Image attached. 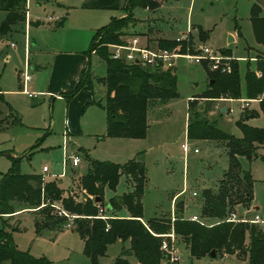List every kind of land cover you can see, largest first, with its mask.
Wrapping results in <instances>:
<instances>
[{
    "label": "rangeland",
    "instance_id": "rangeland-1",
    "mask_svg": "<svg viewBox=\"0 0 264 264\" xmlns=\"http://www.w3.org/2000/svg\"><path fill=\"white\" fill-rule=\"evenodd\" d=\"M156 1L159 5L155 8L137 7L133 10L135 20L128 24L127 31L141 33L150 28L151 33L157 29L165 33L167 25H170L173 32H177L184 29L188 21H192L201 24L207 31V38L204 34L198 35L196 31L193 41L208 43L214 50L223 52L230 58V62L238 60L242 95L229 103L234 112L228 109L227 114L221 117L217 104L196 98V104L190 112L191 118L213 123L226 133L240 136L236 121L245 112H253L254 116L244 122L264 127V116L259 111L260 98L250 99L244 108L240 102V99H249L245 96L244 82L248 63L249 68L253 69L257 53L264 56V46L256 42L249 20L253 6L264 17V0ZM96 2L97 0H41L37 3L36 0H27V10L21 17L23 19L12 24L6 34L0 35V90L14 114L20 118L19 123L0 130V180L12 162L17 160L22 173L42 174L45 181L57 176L64 189L71 188L78 193L79 176L88 169L87 158L125 161L130 150L142 151L136 158L145 165L143 218L169 216L172 192L183 187L185 194L176 200L174 212L182 215L186 209L187 213L198 210L199 214L202 190H216L228 163L227 149L223 142L191 140L185 133L188 119L187 97L201 94L206 89L209 81L205 69L209 70L208 64L179 61L175 71L178 95L170 100V111L162 113L163 117H159L150 126L147 139H100L105 134V112L101 106L88 101L92 98L95 102L104 100L95 78L105 74V61L94 54L90 57L93 97L86 86L80 88L70 99L60 95L72 91L79 83V80L73 82L72 78L79 69L80 60L82 68L88 62L87 51L93 31L109 21L110 11L96 6ZM5 16L6 12L0 10V24ZM47 16H58L61 19L66 17V20L61 27H56V23L29 26V19L45 20ZM229 33L235 34L234 41H228ZM28 59L32 63L30 67ZM36 64H42V67L33 69ZM53 72L57 75L51 80ZM24 73L30 76L25 88L20 79ZM23 90L33 94L34 98H29ZM156 106L152 104L150 111ZM184 142L189 145L187 152L181 147ZM195 148L197 151H194ZM74 153L82 156L80 165L73 167L70 159H66L68 163L64 165V154L69 156ZM258 153L264 155L263 149H259ZM241 163L250 171L254 180V202L260 207L255 212L264 218V158L259 156L250 161L241 158ZM43 166H47V172L42 171ZM61 173L64 175L61 176ZM130 190L132 184L122 174L114 191L105 189V201ZM192 191L197 195L192 196ZM182 198L185 202L183 200L180 203L179 199ZM178 203L182 205L181 209H178ZM15 206L19 204L15 203ZM47 206L53 208L47 202L41 207L31 208L30 212L20 213L18 220L12 221L15 216L10 221L5 220L8 230L14 228L12 235L17 247L28 250L35 257H46L50 264H91L83 253V242L73 227L67 228L62 222L60 229L36 233L33 218H40L41 210ZM21 209L22 206L15 207V212ZM234 211L239 217L252 219V210L236 206ZM119 213L126 215L127 211ZM2 226L4 224L0 217V227ZM260 227L264 230V225ZM123 246H127V243L111 244L106 254L98 257L95 264H112L121 254ZM174 252L178 258L173 260L169 254V262L166 264H243L222 259L230 258L224 255L192 258L182 241ZM126 258L131 264L135 262L131 255Z\"/></svg>",
    "mask_w": 264,
    "mask_h": 264
},
{
    "label": "trees",
    "instance_id": "trees-1",
    "mask_svg": "<svg viewBox=\"0 0 264 264\" xmlns=\"http://www.w3.org/2000/svg\"><path fill=\"white\" fill-rule=\"evenodd\" d=\"M27 0H0V10L6 16L0 24V35L6 34L10 26L21 21L26 12ZM156 0H128L124 7V16L112 17L110 21L96 29L92 35L87 51L88 63L77 86L64 96L71 98L80 88L87 86L93 90V78L89 63L92 53L101 57L106 64V74L97 78V82L105 88L103 102H95L106 113V132L109 138H136L146 136L148 128V110L152 104L166 103L178 95L175 68H147L137 64H125L109 57L107 44L121 43L129 35L128 24L133 22V10L137 7L155 8ZM253 34L258 44L264 46V17L259 9L253 6L249 16ZM31 24V22H29ZM61 24V23H58ZM198 35L207 31L197 26ZM161 48H174V39H158L153 45ZM185 43L181 51H185ZM227 53L226 51H224ZM257 61L253 69L247 65L244 76L246 98H260L259 111L264 115V56L257 53ZM249 62V61H248ZM207 64L204 61L202 64ZM229 72L206 69L208 85L200 95L206 99L232 98L242 95L238 60L230 62ZM258 72V74H257ZM261 97H258L260 96ZM196 104L195 99L188 103V123L186 136L188 139H209L225 144L228 163L216 190L204 189L201 195L200 221L190 220L175 212L170 216L151 217L143 220L142 197L146 182L145 165L137 159H130L123 164L112 161H100L87 158V171L79 177L78 193L71 188L60 187L57 180L45 181L42 174L22 173L17 160L3 173L0 180V217L15 212L13 202L25 203L29 208L38 207L43 200L58 204L73 218V230L83 241V253L95 264L98 257L106 254L108 247L119 241L123 246L112 264H131L126 256H133L132 264H163L169 262V254L161 249L164 239L176 247L181 241L185 243L192 258L209 255L213 250L216 255H234L239 259H247L248 264H264V230L257 224L248 221H226L227 215L241 206L244 210L251 207L254 180L249 170L242 167L241 158L252 160L264 158L258 153L264 151V127L251 126L244 121L253 112H245L236 121L241 135L226 133L213 123L202 119L191 118L190 112ZM8 113L4 114L2 106ZM20 122L9 104L0 93V126L3 123ZM124 174L132 184V190L118 196H111L105 201V189L115 190L120 175ZM99 197L100 201L95 202ZM182 201H180L181 203ZM178 203V209L181 204ZM99 206L105 207L107 219L97 217ZM108 206V207H107ZM128 212V217L120 215V211ZM41 217H34L36 233L43 230L60 229L67 218L60 216L51 207L41 210ZM0 227V264H50L44 257H35L28 250L16 247L12 231L6 223ZM173 233L174 241L170 242L165 234Z\"/></svg>",
    "mask_w": 264,
    "mask_h": 264
},
{
    "label": "built area",
    "instance_id": "built-area-1",
    "mask_svg": "<svg viewBox=\"0 0 264 264\" xmlns=\"http://www.w3.org/2000/svg\"><path fill=\"white\" fill-rule=\"evenodd\" d=\"M60 17L58 16H47L46 22H56L59 21ZM177 45L174 48H161L156 44H149L148 42L142 41L139 36H127L121 43H110L107 44L109 57L113 60H119L125 64H137L142 67L147 68H175L178 59H182L187 63L193 64H202L204 61L207 62L209 70L211 71H221L229 72L231 70L230 58L223 54V52H218L214 50L208 43L202 44L200 42L193 41L192 37L187 33L181 34L174 38ZM185 43V51H181V45ZM14 46V43H11ZM30 79V76L27 73L23 75L24 88L26 82ZM29 97H34L33 94L23 90ZM250 99H240L241 107L244 108L248 105ZM182 150L187 152L189 150V145L184 142L181 144ZM194 151H197L195 148ZM66 159H70L72 166H78L82 161V156L80 154L66 155L64 154L63 163L66 162ZM43 172H47V166L42 167ZM193 196H196V192L192 193ZM49 201L43 200L42 203L38 206L41 207L44 204H47ZM51 204V203H49ZM53 209L57 212L58 215L64 216L67 218L65 227H73V218L74 215L68 214L64 211L60 205L51 204ZM37 208V207H36ZM98 218L107 219L108 216L105 213V207L99 206L98 208ZM174 219V217H171ZM188 219L194 221H200L198 215H192ZM226 221L238 222V221H248L253 223L263 222L264 220L258 214H255L252 219H246L244 217H239L235 211L230 212ZM168 237L170 242L174 241V234L168 233L165 234ZM161 249L166 251L171 255L173 260L178 258L177 255H174L175 247L169 244L168 240L164 239L161 244Z\"/></svg>",
    "mask_w": 264,
    "mask_h": 264
},
{
    "label": "crops",
    "instance_id": "crops-1",
    "mask_svg": "<svg viewBox=\"0 0 264 264\" xmlns=\"http://www.w3.org/2000/svg\"><path fill=\"white\" fill-rule=\"evenodd\" d=\"M37 1V3H39L41 0H36ZM127 1L128 0H97V2H96V6H98V7H101V8H104V9H108L109 11H110V15H109V21H110V19L112 18V17H117V18H120V17H122V16H124V11H123V9H124V7L126 6V4H127ZM162 6V4L160 5V7ZM26 10H27V3H26ZM27 16V15H26ZM65 20H66V17L64 18V19H61L60 18V20L59 21H56V22H46L44 19H42V20H31V19H29L28 20V23L29 22H31V24H29V26H31V25H33V26H41V25H43V24H50V23H56L55 24V26L56 27H61L62 25H63V23L65 22ZM108 21V22H109ZM58 23H61V24H58ZM106 25V24H105ZM200 26L202 29H203V27H202V25L201 24H199V23H193L192 21H188V23H187V25H186V27L184 28V29H179V30H177V32H173V27L172 26H170V25H167V29L165 30V33H162L163 31L161 30V29H157L154 33H151L150 32V28H148L146 31H144V32H141V33H131L130 32V34L129 35H127V36H139V38L142 40V41H145L146 40V42H148L149 44H154V43H156L157 42V40L158 39H174L175 37H177V36H179V35H181V34H184V33H187L188 31H189V34H190V36L192 37V39L194 38V33L197 31L198 32V30H197V26ZM102 26H104V25H102ZM101 27V26H100ZM99 27V28H100ZM98 29V28H97ZM204 30V29H203ZM96 30H94L93 31V34H94V32H95ZM92 34V35H93ZM230 35H232L233 36V40L232 41H234L235 40V34H233V33H229ZM238 34H239V31H238ZM204 36L207 38V33H205L204 34ZM92 38V37H91ZM29 54H30V50L28 51V56H29ZM92 54H94V55H97V54H95V53H92ZM91 54V55H92ZM98 56V55H97ZM180 60H182V59H178L177 60V64H176V66H175V71H176V67L178 66V64H179V61ZM88 63V62H87ZM30 65H32V63L30 62V60L28 59V66L30 67ZM199 65H202V64H199ZM86 66H87V64L86 65H84L83 66V68H82V61L80 60V66H79V69H78V71H76L75 73H74V76H73V78H72V81L73 82H77L78 80L80 81V79H81V77H82V73H83V71H84V69L86 68ZM42 67V64H36V65H34L33 66V69H35V70H38V69H40ZM81 70V71H80ZM206 70V69H205ZM105 74H106V70H105ZM105 74H103V75H101V76H97L96 78H95V81H96V84L99 86L98 87V89H99V91L100 92H102L103 93V95H104V97H105V88L101 85V84H99L98 82H97V78H100V77H103V76H105ZM55 75H57V73L55 72H53L52 74H51V76H50V79L52 80L53 78H54V76ZM20 79L22 80V84H23V87H24V82H23V75L20 77ZM207 80H208V78H207ZM29 81V80H28ZM27 81V82H28ZM27 82H26V84H27ZM26 84H25V86H26ZM87 87V86H86ZM207 88V87H206ZM88 89V88H87ZM80 90V89H79ZM78 90V91H79ZM89 90V89H88ZM77 91V92H78ZM90 91V94L92 95V97H93V94H94V88H93V90H89ZM205 91V90H204ZM204 91H202V93L204 92ZM70 92V91H69ZM76 92V93H77ZM0 93L2 94V96H3V98H4V100L7 102V100L5 99V97H4V93L0 90ZM47 93H49V90L47 91ZM66 93H68V92H65V93H61L60 95L61 96H63L64 98H66L64 95L66 94ZM75 93V94H76ZM201 93V94H202ZM74 94V95H75ZM201 94H195V95H190V96H188L187 97V110H188V103L190 102V101H192V100H194V99H196V98H199V99H201V100H208V101H211L212 103H214V104H217L216 106H217V109H218V111H219V116H223V115H225V114H227V112L229 111L228 109H230L231 108V106L229 105V103L232 101V100H234V99H232V98H215V99H206V98H204V97H201L200 95ZM59 94H56V96H58ZM73 95V96H74ZM28 96V95H27ZM72 96V97H73ZM29 97V96H28ZM29 98H31V99H33L34 97H29ZM67 99V98H66ZM70 99V98H69ZM171 100V99H170ZM170 100L169 101H167L166 103H157L156 105V108L154 109V110H152V111H150V109L148 110V114H147V118H148V128H147V133H146V136L144 137V138H141V139H136V138H117V139H134V140H145V139H147L148 138V136H149V128H150V126L154 123V121H156V120H159L158 118L159 117H163V114L162 113H164L165 111H170V107H169V105H170ZM222 101V102H221ZM103 102V101H102ZM88 103H90V104H94L95 103V100H94V98H92L90 101H88ZM87 103V104H88ZM224 106H226L225 108V110L223 111V112H221L220 110H221V108H223ZM11 108V107H10ZM2 109L4 110V114H7L8 113V110L6 109V107L3 105L2 106ZM232 109V108H231ZM230 109V110H231ZM12 110V109H11ZM12 112L14 113V111L12 110ZM105 112V111H104ZM231 112H234V110H231ZM162 114V115H161ZM261 115H263L262 113H261ZM264 116V115H263ZM188 118V117H187ZM187 123H188V119H187V122H186V128H187ZM10 124H8V123H3L1 126H0V130H2V129H4V128H7V126H9ZM256 126H259V127H261L260 125H256ZM105 132H106V113H105ZM185 133H186V129H185ZM102 138H109V137H104V136H102L100 139H102ZM130 153H127L126 154V156L127 157H125V158H127V159H125V161H120V160H108V161H112V162H115V163H119V164H123V163H125L126 161H128V160H130V159H137L136 157H137V154L139 153V152H142V151H136V150H130L129 151ZM81 153V152H80ZM75 154V153H74ZM83 154V153H82ZM84 155V154H83ZM138 160V159H137ZM141 161V160H140ZM240 161H241V159H240ZM68 162H65V163H63L64 165H66ZM242 164V163H241ZM80 165V164H79ZM78 165V166H79ZM73 167H77V166H73ZM242 167H243V165H242ZM244 168V167H243ZM226 169V168H225ZM244 169H246V168H244ZM225 171V170H224ZM84 174V173H83ZM64 175V173H61V176H63ZM82 174H80V176H81ZM79 176V177H80ZM121 176V175H120ZM44 178V177H43ZM120 178V177H119ZM57 180V182H58V184L60 185V187H62V181H61V179H58L57 178V176L56 177H53V179H49V180ZM44 180H46L45 178H44ZM49 180H47V181H49ZM69 180V179H68ZM67 186H68V183H67ZM62 188H64V187H62ZM193 192H195V191H192V193ZM185 194V190H184V187L182 188V189H180V190H176V191H173L172 192V195H171V211H170V217H174L175 216V212H174V210H175V203H176V200L179 198V197H182L183 195ZM197 195V194H196ZM193 196V195H192ZM180 201H183L184 200V202H185V199H179ZM179 201V202H180ZM15 203H17V204H19V206H15ZM12 205L14 206V208L15 207H20V206H22V209L20 210V211H17V212H14L13 214H11V215H5V216H3V217H1L2 218V221L4 220H7V219H9V221H10V219H12L11 217H13V216H15V219H12V221H15V220H18V215L20 214V213H22V212H25V211H27V212H30L31 211V208H29L28 207V205L27 204H25V203H18V202H13L12 203ZM260 209V207L254 202V186H253V199H252V202H251V207L247 210V211H249V210H252L253 212V215H252V218L254 217V215L255 214H258L260 217H261V219L262 220H264V218H262V216L259 214V213H257V212H255V210H259ZM125 211V210H124ZM246 211V212H247ZM188 212V210H184V212H183V216L184 217H186V218H189L190 216H192V215H199L198 214V210H196V211H193L192 213H187ZM121 216H124V217H128V212H127V214L126 215H122L121 214ZM8 217V218H7ZM10 217V218H9ZM153 217H160V216H153ZM162 217V216H161ZM143 220H146V219H144L143 218ZM33 222H34V218H33ZM259 226H263L264 225V221L263 222H259V223H257ZM17 229V228H16ZM15 229V230H16ZM13 234V233H12ZM12 237H13V235H12ZM82 241V240H81ZM83 242V241H82ZM117 242H119V241H117ZM16 245V244H15ZM16 247H17V245H16ZM18 248V247H17ZM20 249V248H19ZM23 250V249H22ZM204 257V256H203ZM216 257V256H215ZM230 258H227V257H225V258H222V259H228V260H231V261H229V262H242L243 264H248V262H247V259H239V258H237L236 256H234V255H230L229 256ZM164 264H166V263H164Z\"/></svg>",
    "mask_w": 264,
    "mask_h": 264
},
{
    "label": "water",
    "instance_id": "water-1",
    "mask_svg": "<svg viewBox=\"0 0 264 264\" xmlns=\"http://www.w3.org/2000/svg\"><path fill=\"white\" fill-rule=\"evenodd\" d=\"M232 40H233V36L229 34V36H228V41L231 42ZM225 107H226V106H224L223 108H221L220 111L223 112V111L226 109ZM245 117H247V115H245ZM94 200H95V202H98V201H100V198H99V197H96ZM107 207H108V206H107ZM209 256L215 257V256H216V253L212 250V251L210 252Z\"/></svg>",
    "mask_w": 264,
    "mask_h": 264
}]
</instances>
